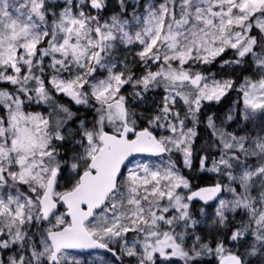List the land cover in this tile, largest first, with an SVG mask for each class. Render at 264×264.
I'll return each instance as SVG.
<instances>
[{"label":"snow or ice","instance_id":"1","mask_svg":"<svg viewBox=\"0 0 264 264\" xmlns=\"http://www.w3.org/2000/svg\"><path fill=\"white\" fill-rule=\"evenodd\" d=\"M0 264H264V0H0Z\"/></svg>","mask_w":264,"mask_h":264}]
</instances>
